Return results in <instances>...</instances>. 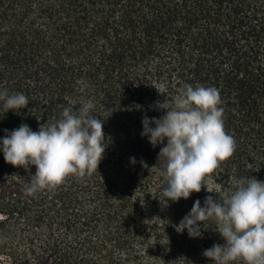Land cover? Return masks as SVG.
<instances>
[{
    "label": "trees",
    "instance_id": "1",
    "mask_svg": "<svg viewBox=\"0 0 264 264\" xmlns=\"http://www.w3.org/2000/svg\"><path fill=\"white\" fill-rule=\"evenodd\" d=\"M184 84L218 90L235 139L207 189L264 181V0H0V89L29 99L0 109V137L91 101L108 140L98 171L31 196L35 166L0 153V264H214L203 251L224 243L215 221L201 238L174 225L218 194L202 187L166 204L163 145L141 136L142 117L163 115L158 103Z\"/></svg>",
    "mask_w": 264,
    "mask_h": 264
},
{
    "label": "clouds",
    "instance_id": "2",
    "mask_svg": "<svg viewBox=\"0 0 264 264\" xmlns=\"http://www.w3.org/2000/svg\"><path fill=\"white\" fill-rule=\"evenodd\" d=\"M28 102L24 93L9 94L7 89H0V109L5 114L9 110L18 113ZM219 104L215 87L184 84L175 96L158 103L163 115L142 117L141 136L153 147L163 145L157 161L162 162L161 197L166 204L188 199L202 187L218 194L216 198L206 196L203 205L196 200L174 225L175 230L186 231L189 238H201L202 229H207L205 222L215 221L214 230L224 243L205 249V257L214 264L240 260L264 264V181L241 178L227 193L208 190L204 183L205 175L235 151V139L224 130ZM92 109L91 101H82L78 109L64 108L58 120L40 125L37 131L23 123L11 131L4 130L0 153L5 162L26 170L35 166L25 187L27 195L53 189L69 175L83 177L98 171L108 140L103 132L105 118L93 115ZM130 163L135 164L136 158L130 157ZM140 163L147 167L143 160Z\"/></svg>",
    "mask_w": 264,
    "mask_h": 264
}]
</instances>
